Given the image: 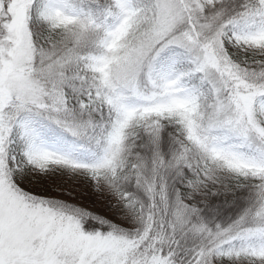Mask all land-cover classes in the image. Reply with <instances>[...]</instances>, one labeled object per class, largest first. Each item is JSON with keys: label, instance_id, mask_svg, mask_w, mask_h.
Returning a JSON list of instances; mask_svg holds the SVG:
<instances>
[{"label": "snow or ice", "instance_id": "snow-or-ice-1", "mask_svg": "<svg viewBox=\"0 0 264 264\" xmlns=\"http://www.w3.org/2000/svg\"><path fill=\"white\" fill-rule=\"evenodd\" d=\"M0 264H264V0H0Z\"/></svg>", "mask_w": 264, "mask_h": 264}, {"label": "rangeland", "instance_id": "rangeland-1", "mask_svg": "<svg viewBox=\"0 0 264 264\" xmlns=\"http://www.w3.org/2000/svg\"><path fill=\"white\" fill-rule=\"evenodd\" d=\"M65 178H66V174H65Z\"/></svg>", "mask_w": 264, "mask_h": 264}]
</instances>
